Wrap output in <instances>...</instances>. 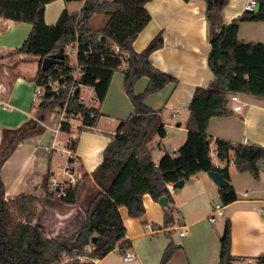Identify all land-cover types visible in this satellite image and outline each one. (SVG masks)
Here are the masks:
<instances>
[{
  "label": "trees",
  "instance_id": "trees-1",
  "mask_svg": "<svg viewBox=\"0 0 264 264\" xmlns=\"http://www.w3.org/2000/svg\"><path fill=\"white\" fill-rule=\"evenodd\" d=\"M51 1L0 0V17L32 25L23 45L13 50L11 55L37 57L39 68L35 82L38 84L76 68L67 50L77 43L82 51L78 56L81 83L92 86L95 99L103 103L114 73L121 70L134 111L120 121L99 166L91 174L85 173L70 184L65 195L59 198L64 205H82L86 213L84 222L69 235L48 237L34 223L39 199L31 194L6 198L0 173V264H96L126 238L121 206L127 207L130 216L140 217L145 213L143 199L146 194L159 202L162 197H167L169 206L164 210L165 225L168 226L175 221L171 206L174 205V198L168 183L189 179L199 171L217 170L224 175V185L219 188V194L222 204L228 205L237 199V192L231 183L228 165L222 168L215 165L212 144L220 160L227 164L233 161L239 171H249L256 179L260 177L264 170L263 146L213 139L208 134V126L213 117L231 113L230 94L243 93L264 98V43L246 42L239 38L242 21L264 20V0H258L256 12H244L231 22L222 24L221 34L211 43L209 54V66L215 78L207 86L195 88L186 122L187 139L177 152H165L158 162L153 159L149 143L155 135L160 138L167 135L163 109H154L145 100L169 83H177L178 79L154 66L150 60L151 53L164 45L162 31L143 51L137 52L133 48L138 34L151 20L146 8V3L151 0H85L80 13L65 9L56 24H48L45 21V6ZM205 1L207 17L211 22L216 2ZM228 2L220 0L221 11ZM94 14L108 17L102 28L88 26V20ZM97 41L100 45H96ZM115 45L119 46L120 52H115ZM61 47L65 49L63 63L43 70V59L58 52ZM124 52L129 54L122 69L119 55ZM4 58L0 56V68L4 65ZM141 77H147L149 83L143 92L136 93L135 83ZM63 107H66L67 116L82 118L80 131L95 126L100 117L99 108L87 105L79 95L68 99L65 92L59 95L47 92L39 103L44 114L61 111ZM60 129L70 132L72 125L63 120ZM38 131V124L27 122L18 129L3 132L0 171L17 144ZM77 145L78 138H72L68 148L76 152ZM76 160L69 157L68 163ZM84 177L92 179V182L84 183ZM51 180L48 173V199L56 198L50 187ZM88 247L91 249L88 250ZM178 248L179 245L171 241L160 264H166ZM219 264H245L242 258L231 253L230 219L226 220L220 236ZM255 264H264V257L257 258Z\"/></svg>",
  "mask_w": 264,
  "mask_h": 264
},
{
  "label": "crops",
  "instance_id": "crops-1",
  "mask_svg": "<svg viewBox=\"0 0 264 264\" xmlns=\"http://www.w3.org/2000/svg\"><path fill=\"white\" fill-rule=\"evenodd\" d=\"M248 1L229 0L222 10L223 23L241 16ZM84 2L53 0L45 6V21L56 24L65 9L80 13ZM146 8L151 20L138 34L133 48L137 52L143 51L162 31L164 45L151 53L150 60L154 66L178 79L177 83H169L145 100L150 107L163 109L167 135L164 138L155 135L149 143L153 159L158 162L165 152L175 153L184 144L188 135L186 122L189 106L195 88L207 86L215 78L209 66L211 22L207 17L205 0H151L146 3ZM107 20L104 14H94L88 20V26L99 29ZM31 30L32 25L28 22L0 17V56H5L4 65L0 68V145L5 130L18 129L27 122L40 127V131L17 144L0 173L6 198L31 194L39 199L34 223L53 238L60 234L69 235L86 217L82 205H64L59 197L48 199L46 196L47 174L50 177L55 174L52 169L58 146L64 143L68 154L63 179H78L85 173L91 174L103 161L104 150L120 123L112 126L113 117L102 119V116L113 115L122 121L131 115L134 107L125 89L124 74L119 70L113 75L103 103L97 107L100 117L96 125L80 131L82 118L66 115L72 129L70 132L62 131L60 125L65 120L62 113L55 111L44 114L39 102H33L39 68L37 57L11 55L13 50L23 45ZM239 38L246 42L264 43V20L242 21ZM148 83L147 77L138 79L135 92H143ZM89 87L97 101L94 88ZM239 98L242 109L234 111V104L230 102L231 113L213 117L209 122L208 134L213 139L264 147V98L243 93H239ZM72 138H78L76 152L68 148ZM212 155L217 167L228 165L231 183L237 192L236 200L223 205L220 187L208 172L199 171L186 179L182 187H175L171 192L175 221L167 226L166 206L146 194L143 199L145 213L140 217H132L127 207H120L127 230L126 238L96 264H160L171 241L179 248L166 264H219L220 236L227 219L231 221V253L242 258L245 264L249 259L251 264H255L257 258L264 257V170L258 179L249 171H239L233 161L227 164L217 157L213 144ZM69 157L77 160L69 164ZM82 180L86 184L92 182L88 177ZM217 203L224 206V214L217 216H221V220L217 221L216 217L211 221L209 215ZM147 223L157 227L153 234L146 230ZM177 226L180 231L175 240L173 233L177 231ZM181 232H185L184 235H180ZM127 252H131L133 258L125 261Z\"/></svg>",
  "mask_w": 264,
  "mask_h": 264
},
{
  "label": "built area",
  "instance_id": "built-area-1",
  "mask_svg": "<svg viewBox=\"0 0 264 264\" xmlns=\"http://www.w3.org/2000/svg\"><path fill=\"white\" fill-rule=\"evenodd\" d=\"M259 2L258 0H249L245 6H244V12L252 13L255 12L258 9ZM115 52H120V48L118 45L114 46ZM82 51L79 49V46L77 43L70 46V52H67L70 55L74 56V60L72 62L76 64V68L68 73V74H62L57 77L49 78L48 80L43 81L42 83L36 84L34 96H33V102H41L46 95L47 92L53 93L55 95H59L63 92L67 94L68 99L71 96H77L79 95L80 99H82L80 94V89L83 86V84L80 81L81 78V70L78 65V56ZM86 54H89V52H85ZM128 52H124L121 55H119V58L122 62L121 68L123 69L126 64V58L128 57ZM69 55V56H70ZM71 57V56H70ZM68 101V100H67ZM230 102L234 104V111L238 112L242 109V105L240 103L239 93H233L230 96ZM62 113L63 118L66 120V107H63L60 111ZM67 170H65L66 172ZM77 181L76 178H72L70 180H58L57 178H52L50 187L55 192V195L57 197H62L65 195V190L70 184H74ZM175 188V183L170 182L168 183V189L170 192H173ZM224 214V206L221 203H217L214 206V211L211 215H209V220L214 221L218 215ZM146 230L153 234L157 227L154 226L151 223H147L145 225ZM185 232H181L180 235H184ZM91 248L88 247V250ZM133 258V254L131 252H127L126 256L124 257L125 261L131 260ZM247 264H251V260H247Z\"/></svg>",
  "mask_w": 264,
  "mask_h": 264
},
{
  "label": "water",
  "instance_id": "water-1",
  "mask_svg": "<svg viewBox=\"0 0 264 264\" xmlns=\"http://www.w3.org/2000/svg\"><path fill=\"white\" fill-rule=\"evenodd\" d=\"M215 2H216V7L213 12V19L211 21L210 32H209V41L211 43L219 38L221 34L220 28L223 24L222 11L220 9V0H215ZM96 45H100V42L97 41ZM64 50H65L64 47H61L58 52L45 57L42 61V65H41L42 69L48 70L53 65L63 63V60L65 58ZM208 174L219 187H222L224 185V175L221 172L217 170H212V171H209ZM184 181H185L184 179L177 181L175 183V187H182L184 185ZM160 203L163 206H166V207L169 206V201L167 197H162L160 199Z\"/></svg>",
  "mask_w": 264,
  "mask_h": 264
},
{
  "label": "rangeland",
  "instance_id": "rangeland-1",
  "mask_svg": "<svg viewBox=\"0 0 264 264\" xmlns=\"http://www.w3.org/2000/svg\"><path fill=\"white\" fill-rule=\"evenodd\" d=\"M67 52H70V47L68 48ZM12 56H14V54H12ZM70 56H71V60L75 59L73 55H70ZM81 91H82L81 92L82 99L84 100V102L87 105H92V106L98 107L101 104L100 102L94 100V92L92 91L91 87H89L88 85H83L81 87ZM103 117H107L108 119L110 117H113L114 121L110 123V125H112V126L115 125V124L118 125V123L120 122V120H118L113 115H111V116H102V119H103ZM78 133L79 132H77V134ZM64 136H66V134H64ZM58 148H59V151L56 153V160L54 162L53 169H52L53 171H55V174L52 176V178L55 177L58 180H63V178H64V170H65L66 160H67L68 154H67V152L65 150V144L64 143L62 145L58 146ZM217 218H218L217 221L222 219L221 216H219ZM176 228H177V231L173 233V236H174L175 240L178 239V234H179V231H180V228L178 226Z\"/></svg>",
  "mask_w": 264,
  "mask_h": 264
}]
</instances>
